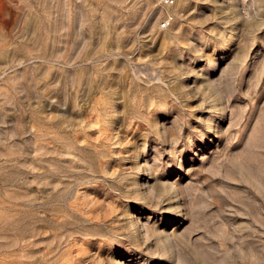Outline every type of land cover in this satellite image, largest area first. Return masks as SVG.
Returning <instances> with one entry per match:
<instances>
[{
	"label": "rangeland",
	"instance_id": "1",
	"mask_svg": "<svg viewBox=\"0 0 264 264\" xmlns=\"http://www.w3.org/2000/svg\"><path fill=\"white\" fill-rule=\"evenodd\" d=\"M0 264H264V0H0Z\"/></svg>",
	"mask_w": 264,
	"mask_h": 264
},
{
	"label": "built area",
	"instance_id": "2",
	"mask_svg": "<svg viewBox=\"0 0 264 264\" xmlns=\"http://www.w3.org/2000/svg\"><path fill=\"white\" fill-rule=\"evenodd\" d=\"M166 2H169V0H165ZM169 24H170V20H169V18H166V19H164L163 21H162V23L160 24V27H162V28H166V27H168L169 26Z\"/></svg>",
	"mask_w": 264,
	"mask_h": 264
}]
</instances>
